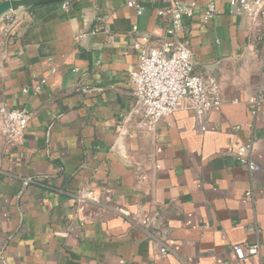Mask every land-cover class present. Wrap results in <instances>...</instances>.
I'll return each instance as SVG.
<instances>
[{
	"label": "crops",
	"instance_id": "crops-1",
	"mask_svg": "<svg viewBox=\"0 0 264 264\" xmlns=\"http://www.w3.org/2000/svg\"><path fill=\"white\" fill-rule=\"evenodd\" d=\"M130 1L0 17V105L31 114L15 142L0 129V264H264L262 21L226 0H178L193 15L168 38L221 103L202 121L180 108L138 129L133 44L160 46L157 11L176 0H133L139 14ZM249 140L252 172L235 158ZM255 242L258 255L235 258L234 245Z\"/></svg>",
	"mask_w": 264,
	"mask_h": 264
},
{
	"label": "built area",
	"instance_id": "built-area-1",
	"mask_svg": "<svg viewBox=\"0 0 264 264\" xmlns=\"http://www.w3.org/2000/svg\"><path fill=\"white\" fill-rule=\"evenodd\" d=\"M230 12L245 15L251 20H260L263 24L262 60L264 62V0H226ZM66 8L68 0L62 2ZM130 7L141 13L140 5L135 1L128 2ZM193 3L172 1L167 8L159 9L157 15L166 19L163 40L158 48L147 49L138 43L133 48L138 50L137 69L129 72L132 94L135 105L142 112L143 118L136 123L138 129L152 130L160 119L180 108L191 110L199 121H202L209 110L221 103L218 83L212 78H203L194 72L191 52L187 45L176 44L168 37L174 36L181 28L184 18L193 15ZM216 12L210 1L206 7L204 18L208 19ZM136 27H133L135 30ZM36 86L34 90H38ZM28 89H22L27 92ZM253 102V100H251ZM31 114L23 108H8L0 105V129L6 142L12 143L20 139L30 120ZM251 141L241 143L237 148L236 161L246 166L249 172L258 170V165L251 159ZM250 193H246L249 195ZM93 197V193H88ZM252 228H249L250 231ZM235 258L242 261L247 257L258 255V242L232 247ZM168 247L161 245L159 252L166 254Z\"/></svg>",
	"mask_w": 264,
	"mask_h": 264
},
{
	"label": "water",
	"instance_id": "water-1",
	"mask_svg": "<svg viewBox=\"0 0 264 264\" xmlns=\"http://www.w3.org/2000/svg\"><path fill=\"white\" fill-rule=\"evenodd\" d=\"M63 1L65 0H2L0 2V17L7 12L16 11L19 8H29Z\"/></svg>",
	"mask_w": 264,
	"mask_h": 264
}]
</instances>
